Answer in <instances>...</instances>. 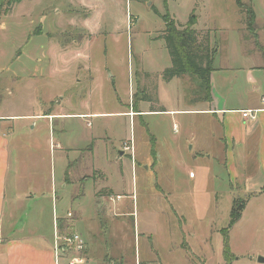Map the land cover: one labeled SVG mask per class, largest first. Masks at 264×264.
Listing matches in <instances>:
<instances>
[{"label": "rangeland", "instance_id": "obj_1", "mask_svg": "<svg viewBox=\"0 0 264 264\" xmlns=\"http://www.w3.org/2000/svg\"><path fill=\"white\" fill-rule=\"evenodd\" d=\"M245 1H256L259 13L264 9L263 0ZM7 2L0 0V115L51 114L58 105L72 114L127 113L136 103L141 79L150 89L140 95V107L172 108L174 96L191 98V89L195 96L199 86L191 75L186 77L189 93L178 83L167 84L163 71L171 67L172 57L161 38L166 29L161 15L168 11L185 24L195 14L199 26L209 31L211 46L219 47L216 66L230 60L228 34L236 32L233 28L242 19L237 0H169L167 7L164 0H24L8 12ZM76 76L81 83L73 86ZM56 94L59 99L44 102ZM193 117H70L62 123V136L44 121L35 130L26 126L19 133V125L26 123L22 120L16 122L14 137L20 145L11 150L12 159H25L31 166L40 154L35 172L44 179L58 176L62 142L77 151L69 155L70 161L76 160L70 177L84 175L94 164L105 172L107 177L94 172L92 178L110 187L114 197L96 188V213L92 182H85L84 194L78 183L66 189L75 196L69 209H82L83 217L77 227L74 212L65 234H79L88 252L90 246L93 257L86 264H260L264 198L252 199L246 221L230 230L233 257L226 260L222 230L230 225L233 206L240 209L246 198L230 184L217 154L211 152L216 165H206L204 159L200 166L187 154L188 136L197 132L188 125ZM92 134L105 138L94 145L93 153ZM151 135L158 147L155 160ZM136 139L139 161L149 169H136L129 155L119 156L124 141H132L135 153ZM117 195H122L120 206L113 202Z\"/></svg>", "mask_w": 264, "mask_h": 264}, {"label": "crops", "instance_id": "obj_2", "mask_svg": "<svg viewBox=\"0 0 264 264\" xmlns=\"http://www.w3.org/2000/svg\"><path fill=\"white\" fill-rule=\"evenodd\" d=\"M244 3L254 10L256 27L254 30L248 28L245 15L238 7V13L242 19L239 20V25H235L236 27L233 28L236 29V32L228 34V40H232L230 49L233 52L230 55V60L226 59L219 66H216V60L219 56L218 48L213 64L214 71L211 74L210 85L212 88L209 100L194 96V90L191 89L193 97L190 98L187 94L180 100L176 95L171 100H174L176 105L172 108H163L164 111L144 109L138 104V112H135L136 110L129 105L127 113L113 112L110 114L82 111L72 114L71 112L65 113L62 111L61 105H58L51 114L37 112V114L0 115V264H68L74 257L71 251H67L66 248L58 251L57 248L62 243L60 238L70 236L65 234L69 227V217L75 212L78 217L76 225L80 227L83 211L80 208L77 209L78 211L69 209V204L75 202V196L71 193L67 194L66 189L70 184L76 186L78 183L80 184L79 189L84 194L85 182H92L91 188L95 200L94 213L97 212L96 188L107 189L110 191L109 193L113 194L110 187H105L104 184L100 185L92 178L94 172H101L107 177L105 172L97 168L95 164L92 170L90 169L84 175H80L77 177L78 179L69 176V171L76 165V160L70 161L69 155L77 151L73 148H64L62 142L58 143L59 150L62 151L61 173L59 171L58 176L53 174L51 178L44 179L43 173L35 172L34 165L41 164L40 154L35 157L36 160H31V166L25 159H21L20 162L17 159L13 160L11 150L20 145L18 141H15L17 138L14 137L16 122L22 120L26 123L19 125V133L25 130L26 126L27 129L31 127L32 130H35L38 122L44 121L49 124L51 131L58 129V135L62 136L66 132L62 123L70 117L128 115L136 119L159 114L184 118L194 116L193 118L196 119H193L188 125L197 132H191L188 136L186 144L187 146L191 144V146L187 154L190 152L191 156L195 157L194 161L200 163L198 166L204 162L207 165L208 161L210 164L216 162L211 160L213 157L211 152L218 155L216 160H218L219 166L225 169L230 184L238 186L246 198V207L240 218L241 223L246 221L245 214L250 207V201L264 198V9H260L261 12L259 13L256 1H245ZM195 25V29L199 33L202 32L209 36V31L199 26L198 19ZM39 60V63H44L43 58L40 57ZM222 65L225 68H222ZM39 72L38 75L42 76ZM43 77L45 78V76ZM186 77L174 78L167 84L178 83L189 93L190 87L186 85ZM142 81L143 79L141 82L138 81L137 86L145 88L146 85ZM80 83L79 76H76L73 86ZM59 98L60 95L56 94L49 101L41 99L51 103ZM244 110L259 111L258 118L245 120L240 113ZM150 139L151 154L155 160L158 148L157 141L153 135L150 136ZM91 141L93 144L91 152L93 153L94 145L98 141L105 142V138L92 134ZM127 142L124 141L122 144L123 151H119L120 158L129 155L135 161L136 169L138 167L149 169V166L146 167L139 161L141 154L136 146L137 139L135 141V153L125 150L124 146ZM65 156L67 157L66 163ZM204 159L206 161L201 163ZM152 163L153 166L158 164L157 162ZM85 175H91V177H85L82 181ZM118 196H121L122 199V195H117L116 200H113L115 204L121 200L118 199ZM130 213L126 216H130ZM108 215L110 216V214ZM87 247L86 243L84 254L88 257H86L87 262L88 260L90 262L93 254H91L90 246L89 252Z\"/></svg>", "mask_w": 264, "mask_h": 264}, {"label": "trees", "instance_id": "obj_3", "mask_svg": "<svg viewBox=\"0 0 264 264\" xmlns=\"http://www.w3.org/2000/svg\"><path fill=\"white\" fill-rule=\"evenodd\" d=\"M7 1L6 11L8 12L24 0ZM168 1L169 0H164V5L166 7L168 6ZM237 5L245 15L248 28L254 30L256 27L254 10L246 3L242 2V0H237ZM156 12L159 13L157 10ZM161 17L166 26L161 38L166 42L169 55L172 57L171 67L163 71L165 80L170 82L174 78H183L186 77V75H191L197 81L199 86L195 96L198 95L199 98L203 97L204 99L209 100L212 88L210 85L211 74L214 71L213 64L219 47L217 45L212 47L208 35L203 34L202 32L199 33L195 29L197 18L194 14L189 17L185 25L176 22L168 11L166 14L161 15ZM149 89L150 88H147L146 86L143 89L138 87V93L135 94L136 103L132 106L133 109L136 110L135 112H138L140 95L142 92L144 94V92L149 91ZM151 110L164 111V109ZM245 207L246 205L243 204V206L237 210V206L234 205L230 215V225L228 228L222 230V236H224L223 251L226 260H230L233 257L232 250L230 249V230L240 221ZM227 264H231L230 261Z\"/></svg>", "mask_w": 264, "mask_h": 264}, {"label": "built area", "instance_id": "obj_4", "mask_svg": "<svg viewBox=\"0 0 264 264\" xmlns=\"http://www.w3.org/2000/svg\"><path fill=\"white\" fill-rule=\"evenodd\" d=\"M258 112L257 110H244L240 113L242 114L243 118L245 120H256L258 118ZM126 151H134V148L132 147V141L130 143H126L124 146ZM118 199H121V196L118 197ZM61 245H58L57 250L61 251V249H67V251L73 252L76 256L71 258L70 262L68 264H86L87 260L82 256V253L85 252L86 243L78 234H72L67 237L60 238Z\"/></svg>", "mask_w": 264, "mask_h": 264}, {"label": "water", "instance_id": "obj_5", "mask_svg": "<svg viewBox=\"0 0 264 264\" xmlns=\"http://www.w3.org/2000/svg\"><path fill=\"white\" fill-rule=\"evenodd\" d=\"M258 262H259L260 264H264V257H259Z\"/></svg>", "mask_w": 264, "mask_h": 264}]
</instances>
